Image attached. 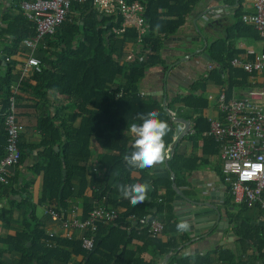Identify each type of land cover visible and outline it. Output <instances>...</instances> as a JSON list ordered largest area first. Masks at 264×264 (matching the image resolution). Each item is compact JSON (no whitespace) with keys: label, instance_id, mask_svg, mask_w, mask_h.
<instances>
[{"label":"trees","instance_id":"obj_1","mask_svg":"<svg viewBox=\"0 0 264 264\" xmlns=\"http://www.w3.org/2000/svg\"><path fill=\"white\" fill-rule=\"evenodd\" d=\"M22 1L12 0L10 7L20 13L12 15L8 9L0 16V55L4 56L3 65L0 64L3 69L0 75V159L5 156L4 115L9 108L12 88L18 83L16 108L22 99L21 93H26L25 88L29 87L37 100L34 109L40 111L38 130L42 137L37 145L41 148L40 160L31 170L35 176H41V188L37 201H33L25 189L18 187L19 174L14 173V168L22 164L26 154L20 136V161L12 167L9 184H0V226L16 227L13 234L0 236V264H144L137 259L136 252L129 251L131 238L127 229L135 223L143 226L140 239L161 250L163 255L175 247V241L163 243L152 237L150 224L142 225L139 221L158 220L164 226L163 233L167 234L181 231L173 223L176 220L173 182L170 178H156L151 168L157 156L165 155L173 147L182 124L164 111L161 99L141 94L139 85L149 69L162 63V36L178 32L201 0H128L145 6L148 31L140 42L134 28L117 35L114 30L121 28V21L103 17L92 3H74L70 16L58 32L45 38L35 50L41 70L33 71L28 81H20L18 66L23 57L30 55L23 41L35 36V24L23 15ZM230 3L236 4V21L224 39L214 40L207 49L215 66L206 78L191 87L188 96H175L168 105L176 117L193 124L191 133L182 142L196 146L202 140L204 148L211 147L214 154L217 153L215 143L203 135L209 130L205 93L213 85L229 100L241 98L250 91L253 87L249 76L230 65L239 55L233 42L235 39L260 40L255 28L241 21L246 12L244 1L231 0ZM131 54L134 59L128 61ZM142 56L144 60H140ZM29 81L36 86L30 87ZM49 92L74 103L71 114L62 124L46 111ZM181 149L182 144L169 161L178 184L186 173L199 167L197 160L186 157ZM93 163L100 169L93 167ZM134 171L140 174L138 179L132 178ZM32 183H27L25 188ZM151 185L153 190L149 188ZM161 189H165L164 195L160 194ZM17 196L20 201L15 199ZM83 197L86 201L80 218L76 205L77 199ZM225 205L236 211H228L227 216L238 237L239 250L220 251L217 260L225 264L258 261L264 264V225L256 223L264 221L261 217L264 211L251 209L258 212L257 217L247 215L249 208L235 205L231 195ZM38 207H44V216H38ZM96 209L117 210L119 218L114 222L96 223V231L73 229L71 237L66 236L65 222L88 221ZM48 210L59 214L58 223L64 235L56 232L53 237L49 235L52 218L46 213ZM17 213L19 220L14 218ZM132 216L136 220H132ZM74 231L83 234L78 237ZM91 236H95V248L88 251L83 249L82 239ZM250 250L255 253L247 255ZM6 251L16 254L17 259L5 263L2 256ZM214 255L189 256L175 260V264H214Z\"/></svg>","mask_w":264,"mask_h":264},{"label":"crops","instance_id":"obj_2","mask_svg":"<svg viewBox=\"0 0 264 264\" xmlns=\"http://www.w3.org/2000/svg\"><path fill=\"white\" fill-rule=\"evenodd\" d=\"M231 0H201L199 5L188 16L185 25L176 33L162 36L163 46L161 51L162 63L151 68L145 74L144 79L139 85L141 94L154 95L153 98L163 99L156 95L161 92H165L168 102L170 103L175 96L186 97L190 94V89L194 84L200 82L203 78H206L208 71L215 66L208 54V47L214 40L224 39L232 23H235L234 16L236 4H231ZM12 0H0V16L10 10ZM243 10L253 13L252 7H247L243 4ZM12 15L20 13L17 8H11ZM1 25V22H0ZM3 26V25H2ZM235 50L242 54L245 49H264V41H251L247 39H235ZM36 51H32V55L35 56ZM133 54V53H132ZM2 55H0L1 57ZM27 56L23 57L21 65L18 66V73L21 75L22 69L25 66ZM145 56H142L140 60H144ZM33 71H28L23 80L28 81L31 79ZM262 83V81H260ZM28 84V83H27ZM30 87L34 88L36 84L33 81H29ZM26 93H21V100L18 102V121L24 126V131L21 134V143L26 146V154L23 158L22 164L16 166L14 173L19 174L18 184L20 188L30 195L33 201H37L41 188V176H35L32 172V166L40 160L39 153L41 148H37L38 143L41 140V134L38 130V117L40 111L34 109L37 100L34 98V92L25 88ZM221 91L217 87L210 85L205 93V98L208 101L209 97L216 98ZM49 107L46 111L52 116L57 117L58 124H62L63 119H67L71 114L74 103L72 100L59 96L53 92L48 93ZM214 102L208 101V109L205 111V115L211 118L218 117V111L215 108ZM180 117V116H179ZM182 118V117H181ZM192 122L191 129L192 131ZM184 125L180 126L179 132L175 137V141L180 139L183 134ZM189 133V134H190ZM188 134V135H189ZM184 136L179 140L175 148V152L182 144L181 152L189 158L197 160L199 167L190 173H186L185 178L180 179V184L177 183V177L175 180V186L173 189L176 193L175 187L182 193L185 198H178V194L174 197V214L176 220L173 222L177 224L181 231L178 233L170 232L162 233L157 236L163 243H169L175 241V247L171 248L168 252L163 253L161 250H157L155 247H150L145 244L141 239V231L143 226L139 227L137 223L131 228L127 229L128 236L131 238L129 251H134L137 254V259L144 264H175V260L195 256L215 253L214 264H225L220 260H217V254L225 249H232L237 252L239 250L236 242L238 237L236 236L233 225L230 223L227 216V212H231L232 208H228L225 205L226 200L230 197L228 187L224 182L221 174V163L217 153H211V147L207 146L206 153L204 152V142L200 140L196 146L191 143H183ZM95 149V148H94ZM59 150V149H57ZM171 148L165 153V155H159L152 162L151 173L156 178H166L165 171L167 167L171 171L173 169L169 165V161L173 158L174 154H171ZM174 152V153H175ZM169 160V161H168ZM93 167L100 166L93 163ZM155 167H159L160 170H156ZM159 171V172H158ZM175 173V171H173ZM176 176V173H175ZM140 174L137 171L132 173L133 179H138ZM33 181L31 187L25 188L27 183ZM153 190L154 186H150ZM200 191H206L207 195L199 196ZM160 194H165V189H161ZM20 201V197L15 198ZM185 199H189L195 202H212L216 203L218 209L221 211V221L228 222L229 228L222 234H210L206 236V231H202L208 221L207 218L198 219L194 214H191L193 205L188 203ZM86 198L77 199L78 217L81 218L82 206L85 204ZM92 201V200H91ZM90 201V202H91ZM1 206V205H0ZM44 207H38V216H44ZM205 213L212 214L210 207H205ZM254 211V210H253ZM257 211L252 213V216L257 217ZM189 215V217H187ZM187 217V218H186ZM264 217V216H261ZM16 220L20 219L19 213L14 217ZM210 219V218H209ZM186 220V222L184 221ZM16 227L11 229H4L0 226V236L4 237L8 234H13ZM229 231L233 232L232 235H227ZM56 232L59 236L64 235V230L57 222H51L48 227V233ZM75 234L80 237L82 232L74 231ZM202 233L200 237H194V233ZM73 233V232H72ZM4 248L5 247H1ZM255 253V251H247V255ZM13 259H17L16 254L7 252L3 254L2 260L5 263L11 262ZM76 261V259H75ZM255 264H260L258 263Z\"/></svg>","mask_w":264,"mask_h":264},{"label":"built area","instance_id":"obj_3","mask_svg":"<svg viewBox=\"0 0 264 264\" xmlns=\"http://www.w3.org/2000/svg\"><path fill=\"white\" fill-rule=\"evenodd\" d=\"M247 7H252L253 13L245 12L241 21L255 28L260 39L264 41V0H243ZM92 3L96 11L103 17L115 18L121 21V28L115 29L121 35L128 28H134L138 42L147 33V18L145 6L139 2L128 0H23L20 9L23 15L35 24V36L23 41L30 50L25 66L20 75L23 80L28 71L41 70L40 60L33 56L42 41L54 36L71 14L74 3ZM134 55L128 57L132 61ZM141 59V57H140ZM234 68L241 69L249 76V84L253 87L241 98L227 99L223 92L216 98L209 97L218 111L217 118L209 117V130L203 135L213 140L220 159L221 174L229 187L232 202L235 205H245L249 209L264 211V49H245L230 61ZM262 81V83H260ZM19 93V84L12 88L9 108L4 115L6 134L5 156L0 159V184L8 185L12 176V167L20 161L21 152L18 147L24 126L18 121V110L15 97ZM176 116L172 113V118ZM52 222L60 220L58 213L48 210ZM119 218L117 210L96 209L88 221L74 219L65 222L63 227L71 237L73 229L97 230L96 223L102 221L114 222ZM136 220L135 216L131 217ZM140 224H150L151 236L157 237L164 231V226L158 220L141 219ZM51 237L54 233H49ZM82 247L92 251L95 248V236L84 237Z\"/></svg>","mask_w":264,"mask_h":264},{"label":"water","instance_id":"obj_4","mask_svg":"<svg viewBox=\"0 0 264 264\" xmlns=\"http://www.w3.org/2000/svg\"><path fill=\"white\" fill-rule=\"evenodd\" d=\"M4 61V56L0 57V64L3 65ZM154 97V95H149ZM157 97L163 98L162 99V107L164 109V111L169 115L172 116V112L169 110L168 105V99H167V95L165 92H161L160 94L156 95ZM173 120L177 123L183 124L184 125V131L183 134H181L180 139H182L184 136L188 135L190 133V129H191V121L181 118V117H175L173 118ZM175 141L173 147L171 148V154H174L175 152V148L177 146V144L179 143V140ZM169 161V160H168ZM156 170H160L159 167H155ZM165 171V177L166 178H170L175 186V180H176V176L175 173L173 171L170 170L169 167H167V169ZM159 172V171H158ZM66 174V172H65ZM151 190L152 188L149 187ZM176 193L178 194L177 199L183 197L182 193L175 187ZM207 195L206 191H200L199 192V196H205ZM186 201H188V203H190L191 205H193V208L191 209V214H194L193 216H195L198 219H202V218H207L206 221H208L205 225V227L203 228L202 231H206V236L210 235V234H222L224 231H226L229 228V223L228 222H223L221 221V211L218 209L217 204L216 203H212V202H195L189 199H185ZM205 207H210L211 211L213 212L212 214L203 211ZM189 217V215L187 216ZM186 217V218H187ZM210 218V219H209ZM186 222V220H184ZM259 225L263 226L264 225V221H258L256 222ZM232 235L233 236V232L229 231L227 233V235ZM202 235V233H194L193 238L194 237H200ZM166 264V263H165Z\"/></svg>","mask_w":264,"mask_h":264},{"label":"rangeland","instance_id":"obj_5","mask_svg":"<svg viewBox=\"0 0 264 264\" xmlns=\"http://www.w3.org/2000/svg\"><path fill=\"white\" fill-rule=\"evenodd\" d=\"M258 50H260V49H258ZM0 75H3V69H2V68H0ZM37 212L40 213V211H37ZM253 212H254L253 210H251V209H247L246 214L252 216V213H253ZM39 217H40V216H39Z\"/></svg>","mask_w":264,"mask_h":264}]
</instances>
